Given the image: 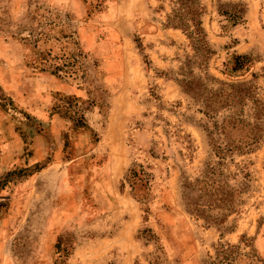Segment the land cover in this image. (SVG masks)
I'll return each mask as SVG.
<instances>
[{"label":"rangeland","instance_id":"1","mask_svg":"<svg viewBox=\"0 0 264 264\" xmlns=\"http://www.w3.org/2000/svg\"><path fill=\"white\" fill-rule=\"evenodd\" d=\"M176 1L0 0V264H207L220 242L264 259V117L239 151L232 111L208 117L182 86L208 73L264 101V0H200L203 62L167 21ZM235 4L237 22L219 12Z\"/></svg>","mask_w":264,"mask_h":264},{"label":"trees","instance_id":"2","mask_svg":"<svg viewBox=\"0 0 264 264\" xmlns=\"http://www.w3.org/2000/svg\"><path fill=\"white\" fill-rule=\"evenodd\" d=\"M177 4L172 8L171 13L167 16L168 23L175 27L181 28L186 35L193 41L195 50L199 52L201 61L209 59L212 50L208 44L207 34L203 27L202 11L203 7L200 6V0H177ZM221 14L227 15L233 18L234 21H239L243 18L245 13V7L239 4H235V8L227 10L219 7ZM61 59H64V63L56 65V69L68 74H77L79 69L76 65L79 60L71 52H64ZM45 59V58H44ZM48 60L45 59V63ZM252 62V57L247 54H234L233 56V70H241L248 67ZM184 68H182L183 70ZM185 71V70H183ZM182 73L185 75H192V71H185ZM207 81H213L208 73L203 74V77H193L188 79L184 77L182 79L183 88L192 95V97L198 102L201 107V112L208 117L215 118V114L220 109H230L231 114L226 116L221 125V129L227 130L229 126H235L242 135L240 139V145L237 147L239 151L249 150L255 147L259 143L261 136V120L264 117V101L258 96L256 86L250 82H220L218 87H211ZM78 101V100H77ZM103 98L101 95H97L95 99H92L89 103L98 104L103 107ZM83 102V101H81ZM249 103L252 108V118L248 119L244 116L245 106ZM82 105L80 101L75 102L77 107L75 111L79 113ZM77 126H86V117L83 113H79L78 117L75 115L73 119ZM217 152H223V148L218 147ZM206 183L205 181H199L200 184ZM188 193L186 194V204L190 205L191 212H197L198 207H192L191 197L189 191L191 185H186ZM203 190H209V188L203 187ZM212 190V189H210ZM200 206H202L200 204ZM62 244V241H61ZM243 246L241 243H223L220 242L214 247V254L210 255L207 264H264V259L256 252L255 249L246 250L248 245L246 242ZM68 253L61 251V260H63Z\"/></svg>","mask_w":264,"mask_h":264}]
</instances>
